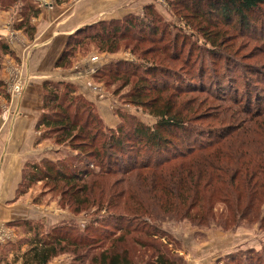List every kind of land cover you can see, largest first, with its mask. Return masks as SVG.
Wrapping results in <instances>:
<instances>
[{
	"label": "trees",
	"instance_id": "1",
	"mask_svg": "<svg viewBox=\"0 0 264 264\" xmlns=\"http://www.w3.org/2000/svg\"><path fill=\"white\" fill-rule=\"evenodd\" d=\"M62 1L65 0H57L58 3ZM190 1L178 2L189 9ZM194 3L195 9L189 10L197 14L195 17L202 23L198 29L220 55L224 53L222 43L228 35L224 30L216 32L210 28L221 29L219 20L230 25L235 17L249 28L264 0H198ZM15 5L20 7V21L14 28L32 39L35 35L32 20L38 17L41 9L34 0H0L2 10ZM147 13L153 18L148 23ZM158 20H161L160 15L155 13L152 5H146L141 17L129 15L123 20L82 26L69 37L65 50L54 64L67 68L77 49L88 44L100 52L112 54L129 48L139 57L145 56L149 48L143 49L139 44L145 40H151L154 45L165 42L164 35L168 30ZM122 41L127 43L120 46ZM177 42L176 35L172 40L174 51L178 48ZM6 54L11 55L12 50L0 39V74ZM173 55L177 56L176 53ZM150 61L152 66L114 61L105 68L107 70L98 73V78L104 77L108 85L113 82L121 83L122 87L130 85L125 97L157 118L152 127L133 115L122 114V119L127 122L105 130L92 105L74 93L70 82L43 83L42 109L45 112L39 117L36 128L42 130V138L53 135L56 143H66L72 149L80 150L81 162L69 167L58 159L27 161L17 193H24L30 184L42 180L51 191L59 190L61 198L73 206L74 214L86 210H93V214L105 210L106 214L101 224L96 225V217H91L82 228L75 221L65 220L46 229L37 220L11 222L10 225L23 226L28 235L19 243H7L16 250L5 264H49L61 254L70 256L69 264H184V257L176 252L169 234L160 226L162 221L183 219L194 226H207L210 220L213 221L211 216L215 215V200L228 205L231 210L215 224L222 228L238 224L253 211L255 197L264 190V181L259 180V175L264 176V143L251 136L247 141L245 138L250 131L259 130L258 127L264 130L263 105L258 106L259 112L255 111L246 98L241 111L249 118L244 124L221 128L219 135L204 141L189 136L190 141L184 144L183 150L176 146L174 149L172 139H178L177 132L192 129V133H196V128H187L189 118L183 109L179 110L173 95L165 100L163 94L171 89L188 92L189 87H176L175 83L169 84L162 79L153 84L154 67H160L164 72L168 70L162 62L155 65L153 58ZM199 91H205V88H199ZM1 97L8 100L9 95L0 77V100ZM259 116L262 120H256V127L252 119ZM243 145H246L244 149ZM97 163L100 164L98 169ZM116 175L119 178L114 181L105 179ZM202 181L205 182L202 184ZM244 196L247 197L244 204L240 200L236 202ZM260 207L259 204L256 211H260ZM257 215L250 222L257 221L264 226V217ZM232 257L235 264H264L262 256L254 259L250 255L239 260ZM0 263L4 264L2 260Z\"/></svg>",
	"mask_w": 264,
	"mask_h": 264
},
{
	"label": "rangeland",
	"instance_id": "2",
	"mask_svg": "<svg viewBox=\"0 0 264 264\" xmlns=\"http://www.w3.org/2000/svg\"><path fill=\"white\" fill-rule=\"evenodd\" d=\"M97 1L65 0L58 3L57 0H34L40 9L49 7L48 5H65L67 3H74L75 5L81 2H92V5L96 6V3H99ZM106 1L104 0L103 4L97 8L91 6L92 9L96 8V11L91 14V17L96 19L91 21L93 22L92 24L100 21L123 20L129 15L141 17L144 14L145 6L152 5L155 13L161 17L158 23L165 25L166 30L169 32L164 35L165 42L154 45L155 43L151 42V40H145L139 46L143 49L149 48V52L142 57H139L137 53L129 48L126 50L121 49L111 54L100 52L96 47L88 44L82 49H77L75 56L71 60L72 64L67 66V68L56 67L54 64L56 59L53 62L52 69H49L52 72L46 76L53 75L58 78H44L41 83V111L36 120L37 122L39 117L45 112L42 109L44 98L43 83L45 81H55L70 82L74 88V93L82 98L84 97L92 105L91 108L101 118L105 130L114 129L121 122H127L122 119V114L133 115L140 122H145L151 127L155 126L157 118L150 115L145 108L128 102L125 95L131 89L130 85L122 87V84L117 82L108 85L104 77L98 78V73L112 62L118 60L152 66L153 62L150 60L153 58L157 63L155 65H161L160 62H162L165 65L164 68L168 70V72H164L161 71L160 67L157 69L154 67L156 75L151 77L153 84H158L162 79L169 81V84L175 83L176 87H183V89H185L184 87H189L188 92H179L171 89L163 94L165 100L170 95H173L179 110L183 109V113L189 118L187 128L190 126L196 128V133H192V129L191 131L180 130L177 132L178 139H172L174 144L171 147L174 149L176 146V148L183 150L184 144L186 145L190 141L189 136L190 139L192 137V139L198 138L200 141H204L219 135L221 128L234 126L239 123L244 124L249 118L248 115L241 111L246 98L251 109L259 112L258 106L262 104L264 107V4L259 7V11H256V20L250 21L249 28L240 24L236 17L230 25H226L222 20H219L218 27L221 29L210 28L216 32L217 30H224V33L228 35L224 39V43H222L224 53L217 55V49L206 41L207 38L198 29L202 23H200L198 17H195L197 14H193L189 10L190 8L191 10L195 9L196 4L194 2L198 0H191L192 2L188 3L189 9H185L183 3L178 2L179 0H112L108 3ZM10 11L12 16L14 15L12 18L13 22L11 21L10 23L13 25L14 37L16 38V34H22V30L14 28L16 22L20 21L19 5L11 7ZM117 12L119 14L121 12L119 18L111 17ZM149 14H145L147 23L153 19ZM37 19L39 20V18ZM37 19L33 20V24L36 23ZM125 27L126 25L123 26V28ZM76 31L67 36L62 52L65 50L69 37L75 34ZM176 35L178 36V48L174 51L172 50L174 46L172 45V40ZM124 43L127 42L122 41L120 46ZM175 53L177 56L174 57L173 54ZM171 54L173 58H170ZM23 63V59H20V61L16 59L14 62L16 69L11 72L10 77H5V80H7L5 84L9 95L8 99L18 96L20 98L23 90L29 84L28 75L24 73ZM153 80L155 81L153 82ZM15 87H18L17 91L14 90ZM199 88H205V91H199ZM154 96L155 94H152V97ZM235 97H237V100ZM3 99L5 101V98L1 97V101ZM253 118L255 126L258 127L256 120L262 118V116ZM258 129L253 132L250 131V134L246 135L247 139L245 138V141L249 140L251 136L257 141L261 140L264 143V130L261 127H258ZM35 132V149L39 152L35 153L31 159L26 158L24 163L27 161L38 162L40 159L48 158L53 161L62 160L69 167H73L78 162H81L80 150L72 149L66 143H56L53 135L42 138V130L40 129L37 130L36 128ZM181 136L184 137V142L181 140ZM179 142L182 144H179ZM245 146L243 145L242 149ZM99 165L97 163V169ZM118 178L119 176L117 175L105 177L109 182ZM259 180L264 181V176L259 175ZM20 182L17 184L16 196H23L30 204L29 214L26 219L37 220V223L43 224L45 229L56 225L62 220L75 221L77 226L82 228L89 223L91 217H96L95 224L98 225V223L101 224V220L106 214L105 210L97 214H93V210L74 214L71 211L73 206H69L67 201L61 198L59 190L56 192L51 191L49 186L45 185L42 180L30 184L29 187L25 188L24 193L18 194L17 190ZM204 182L202 181V184ZM259 194V196L255 197L253 203L255 205L251 208L253 211L246 216V221L242 219L236 225L231 224L225 228L215 225L231 212L228 205L215 200L213 203L215 215L214 217L211 216L213 221L210 220L207 226H194L183 219L177 221L167 219L162 221L160 226L169 234L176 252L184 257V264H235L232 256H236L237 260L240 258L245 259L250 255L254 259L257 256L264 258V226L261 227L257 221L250 222V219L255 218L257 214L260 218L264 217V190L261 189ZM239 200L244 204L247 201V197L244 196L241 199H237L236 202ZM259 204L261 206L260 211H256ZM7 227L11 231L10 235L7 238L5 237V239H3V236L0 240V246L3 247L0 248V260L4 264L5 260H11V254L13 250H16L8 246L7 243H19L28 235V232L26 234V231H23V226L11 224ZM22 246L23 249L26 248V246ZM70 262L71 259L68 254H61L52 259L49 264H69Z\"/></svg>",
	"mask_w": 264,
	"mask_h": 264
},
{
	"label": "crops",
	"instance_id": "3",
	"mask_svg": "<svg viewBox=\"0 0 264 264\" xmlns=\"http://www.w3.org/2000/svg\"><path fill=\"white\" fill-rule=\"evenodd\" d=\"M103 1L98 0L96 6L92 2H81L42 8L40 16L36 17L39 20L34 24L35 19L32 20L35 27L32 39L23 31L15 38L10 23L14 15L10 9H0V39L12 50L11 55L6 54L2 59L0 77L6 83L5 77L16 69L15 60L23 59L24 73L29 80L20 98L0 100V240L10 235L7 226L11 222L26 220L29 214L30 204L23 196H16V188L21 180L25 159H31L39 152L35 149V129L41 111V83L44 78H58L46 75L52 72L49 69H52L53 62L64 49L67 36L83 25L92 24L91 21L96 19L91 14ZM91 6L96 8L92 9ZM120 15L121 12H117L111 17L119 18Z\"/></svg>",
	"mask_w": 264,
	"mask_h": 264
},
{
	"label": "built area",
	"instance_id": "4",
	"mask_svg": "<svg viewBox=\"0 0 264 264\" xmlns=\"http://www.w3.org/2000/svg\"><path fill=\"white\" fill-rule=\"evenodd\" d=\"M14 90L17 91L18 90V87H15Z\"/></svg>",
	"mask_w": 264,
	"mask_h": 264
}]
</instances>
